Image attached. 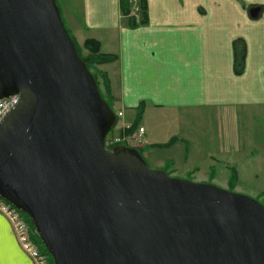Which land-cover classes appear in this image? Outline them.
Listing matches in <instances>:
<instances>
[{
  "label": "water",
  "instance_id": "obj_1",
  "mask_svg": "<svg viewBox=\"0 0 264 264\" xmlns=\"http://www.w3.org/2000/svg\"><path fill=\"white\" fill-rule=\"evenodd\" d=\"M13 96L0 198L29 218L53 264H264L257 201L105 148L115 114L55 0H0V100Z\"/></svg>",
  "mask_w": 264,
  "mask_h": 264
},
{
  "label": "crops",
  "instance_id": "obj_2",
  "mask_svg": "<svg viewBox=\"0 0 264 264\" xmlns=\"http://www.w3.org/2000/svg\"><path fill=\"white\" fill-rule=\"evenodd\" d=\"M57 1L80 45L95 40L116 57L97 69L107 74L124 125L143 107L145 162L169 165L174 176H201L206 166V180L214 175L226 188L235 171L239 184L240 164L246 158L243 169L252 168L257 155L247 111L264 110V0H143L146 23L135 26L132 14L121 15V0ZM252 6L261 8L257 20L248 15ZM236 41L244 48L239 72ZM0 264H34L2 214Z\"/></svg>",
  "mask_w": 264,
  "mask_h": 264
},
{
  "label": "rangeland",
  "instance_id": "obj_3",
  "mask_svg": "<svg viewBox=\"0 0 264 264\" xmlns=\"http://www.w3.org/2000/svg\"><path fill=\"white\" fill-rule=\"evenodd\" d=\"M55 1L59 7L61 18L63 19L66 28L68 29V31L72 35V37L75 39L74 35L72 34L70 28L67 25L65 15L61 11V8L58 4V1L57 0H55ZM77 44H79V43L77 42ZM79 46H80V44H79ZM79 49H80V54H79L80 57L84 56L85 52L82 50V48L79 47ZM112 110L116 113L115 107H113ZM249 112H250V110L247 111L248 120L252 123V126H250L251 129L250 128L248 129L247 136L250 134L253 137V140L256 144V145H254V149L256 150L257 155L254 158V161H253L254 165L252 168L247 169L246 171L243 169L245 167L250 166V165H248L246 158L243 161V163L240 164V169H242V171H241L242 175H240L239 184L236 181L232 186L229 185L230 174H229V178H228V188L219 186L218 183H222V181L220 179H218L216 182L214 175H212V178L206 180V178L208 176V168H206V166H200V168L202 170L201 176L200 175H193V176L183 175L182 173H180V174L178 173L174 176L173 174H170L171 173V171H170L171 167L169 165L166 166L162 170L166 173L167 176H170V177H174L177 179H183V180L190 181L193 183H200L201 181H204L201 183L212 184V185H215L216 187H219L223 190H227V191H231V192L236 193V194L247 196V197L257 201L260 205H262L264 207V110H260V111H256V110L253 111L252 110V112L254 114H252L251 116L248 114ZM253 116H255V119L252 118ZM135 129L136 128H133L132 130L129 129L127 131H122V130L114 128L113 131L108 136V139L122 138V137H127L128 135L132 136L133 130H135ZM129 147L133 148V146H129ZM142 154H143V152H142ZM240 158L241 159L244 158V153H242L240 155ZM147 166L152 170H159L157 168H154L153 166H150L149 164H147ZM236 177H237V174H236ZM205 181H207V182H205ZM7 221L9 222V220H7ZM23 221L27 227V231H28V234H29L31 240H33L34 239L33 236H35V235L37 236V234L35 233L32 224H31V226H32L33 231L30 229L26 220L23 219ZM9 224H10V222H9ZM10 227L13 230V226L11 224H10ZM32 237H33V239H32ZM33 243L36 246V243L34 240H33Z\"/></svg>",
  "mask_w": 264,
  "mask_h": 264
},
{
  "label": "trees",
  "instance_id": "obj_4",
  "mask_svg": "<svg viewBox=\"0 0 264 264\" xmlns=\"http://www.w3.org/2000/svg\"><path fill=\"white\" fill-rule=\"evenodd\" d=\"M132 1L133 0H121L120 1L121 15L130 16L131 11H132ZM139 6H140V10H141L139 24H145L146 23V14H145L146 5H145V2L143 0H140ZM62 21H63V19H62ZM63 23H64V21H63ZM130 25L131 26L136 25L135 20L133 18H130ZM64 26H65V24H64ZM65 28H66V26H65ZM66 30H67L74 46H75V50H76L79 58L83 61L86 68L90 71L93 78L95 79V82H96L100 96L105 100V102L108 104V106L112 109V106L115 102V99L112 97L111 92H110V85H109V80H108L107 74L105 72L98 70L97 67L100 65L109 64V63L114 62L116 60V57L113 55L101 53L100 45L95 40L87 39L79 46V44H77L76 40L72 37V35L69 33L67 28H66ZM79 47L82 48V50L85 52L84 56L80 57ZM233 50H234V55L236 57V62H237L235 69L237 72H239L241 65L243 63V59H244V48H243L242 43L238 42V41L234 42L233 43ZM142 111H143V107L141 106L137 112L136 122L131 125V130L133 128H137L138 121H139L138 119L141 117ZM171 143L172 142H170L164 146H159V147H162V148L169 147V145H171ZM138 152L141 155V152L139 150H138ZM236 181H237L236 173H235V171H231L230 172V178H229V185L232 186ZM22 216L26 220L30 229L33 231L31 223H30L29 219L27 218V216H25L24 214H22ZM33 237H34V239H33ZM33 237H32V239L35 241L37 248L38 247L40 248V249L38 248L39 252L46 257L49 264H53L50 255L48 254L46 249L41 244L39 237L36 235Z\"/></svg>",
  "mask_w": 264,
  "mask_h": 264
},
{
  "label": "built area",
  "instance_id": "obj_5",
  "mask_svg": "<svg viewBox=\"0 0 264 264\" xmlns=\"http://www.w3.org/2000/svg\"><path fill=\"white\" fill-rule=\"evenodd\" d=\"M17 103V97H11L6 100L0 101V121L3 116ZM118 118L122 117V113L117 114ZM120 124H117L115 129L125 130ZM144 135V130L139 128L137 131L133 132V135H128L122 138H112L106 139L105 145L107 147L116 146L119 144H124L126 146L138 147L141 144L142 137ZM0 212L5 215L9 220L10 224L13 226V232L22 248V250L34 261V264H47L46 259L40 255L35 249L34 245L30 240V236L27 231V227L20 217V215L12 209L9 205L5 204L0 200Z\"/></svg>",
  "mask_w": 264,
  "mask_h": 264
}]
</instances>
